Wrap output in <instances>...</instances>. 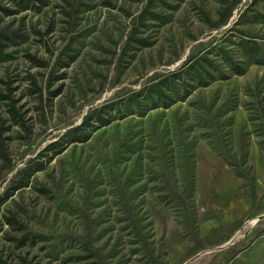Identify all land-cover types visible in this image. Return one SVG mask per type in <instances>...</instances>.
<instances>
[{"label": "rangeland", "instance_id": "obj_1", "mask_svg": "<svg viewBox=\"0 0 264 264\" xmlns=\"http://www.w3.org/2000/svg\"><path fill=\"white\" fill-rule=\"evenodd\" d=\"M0 264H264V0H0Z\"/></svg>", "mask_w": 264, "mask_h": 264}, {"label": "trees", "instance_id": "obj_2", "mask_svg": "<svg viewBox=\"0 0 264 264\" xmlns=\"http://www.w3.org/2000/svg\"><path fill=\"white\" fill-rule=\"evenodd\" d=\"M91 119H92L91 115L88 116V117H86L85 120H84V123H83L82 125H80L79 127H77L76 130H80L81 128H83L84 126H86V125H87V122H89ZM100 119H101V117H98L97 120H100ZM83 139H84V137L79 138V140H83ZM20 174H22V173H20ZM24 175H25V174H24ZM20 182L22 183L21 180H19V183H20Z\"/></svg>", "mask_w": 264, "mask_h": 264}]
</instances>
